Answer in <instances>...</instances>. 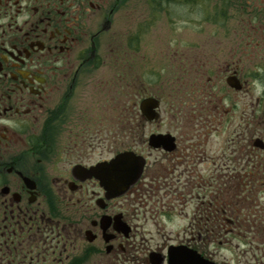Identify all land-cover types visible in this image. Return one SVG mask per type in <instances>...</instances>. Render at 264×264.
Listing matches in <instances>:
<instances>
[{
  "label": "flooded vegetation",
  "instance_id": "af4514ba",
  "mask_svg": "<svg viewBox=\"0 0 264 264\" xmlns=\"http://www.w3.org/2000/svg\"><path fill=\"white\" fill-rule=\"evenodd\" d=\"M159 20L193 75L147 93ZM111 116L129 145L156 127L115 197L92 172L125 144L100 157ZM0 264H264V0H0Z\"/></svg>",
  "mask_w": 264,
  "mask_h": 264
},
{
  "label": "rangeland",
  "instance_id": "374dc122",
  "mask_svg": "<svg viewBox=\"0 0 264 264\" xmlns=\"http://www.w3.org/2000/svg\"><path fill=\"white\" fill-rule=\"evenodd\" d=\"M143 13V12H142ZM145 17V14L143 15V17L141 19H143ZM145 19V18H144ZM166 21L165 20H159L154 26L153 28L154 31L152 32V36L149 37V42L148 43H153L155 44L148 46V50L146 52V57L141 58L145 61V68L148 71V76H149V80L148 83H145L144 85L146 86V92L147 93H157V84L154 82V80H156V77H159V75H163L162 78L164 77L165 82H169L171 80V78L174 76H179L181 77V79H186L189 80L190 77L193 75L192 73H190V65H189V61L186 60H191L193 61L194 58H190L189 53H192L188 50L185 49H181L180 50V58L181 61H178V58L174 56V52L173 49L172 50H162L160 48V46L157 44V40H160L159 38H161L162 40L159 41V43L163 44V46H167V44L172 43V31L170 29H167L166 26ZM211 27L214 28L213 25H211ZM190 31H186L183 30L181 33V39L183 40V42L186 43H191V40L193 39H197V40H204L205 38H203L206 35V30L200 33H197V35L194 33H190ZM194 42V41H192ZM212 42H213V38H212ZM213 45V44H212ZM198 53H204L205 51L203 49V47L200 48H196ZM138 58H140L139 55H137ZM199 59V58H197ZM179 66V67H176ZM135 70V69H134ZM137 74H139V71L137 72ZM133 79V94H134V98L137 97L135 95L141 96L142 94H140L138 91L140 90L142 83L140 82V80L138 78H135V74L132 77ZM138 90V91H137ZM169 91V90H168ZM184 92V91H183ZM93 96L95 98L91 100H84L86 103L89 102H97V93L94 91L93 92ZM143 96H145V94H143ZM99 97H101V102L107 104V100L102 96L99 95ZM138 99V98H136ZM179 102H182L181 99H178ZM171 103V100H166V103ZM180 104V103H179ZM108 106V105H106ZM178 106V105H177ZM184 105H182L183 107ZM167 109L171 107V105L166 104ZM178 108V107H176ZM175 113L178 115L176 109H174ZM168 113L171 114V112L169 111ZM173 113V112H172ZM169 117V116H168ZM176 118L178 119V117L176 116ZM112 120L108 121V129H112L111 132L109 131H105L104 129L100 130V138H101V146L99 147V151H100V157L101 158H109L110 156H112L113 152H111V148L107 146L108 144V140L109 139H118V141H121L122 143H125L124 146H117V152L120 150H124V149H133V150H138L140 149L139 144L143 139L144 134L146 133H150L152 131H155L156 127L151 125V124H147L145 125V128L141 126L138 128L137 125L135 126V124H133V128L135 129H139L135 132H132V140H131V144L129 145L128 142H126L125 139V132L123 129H119V126L117 123L114 122V116H111ZM166 122L168 123V120H166ZM174 123V122H173ZM144 124V123H143ZM113 125V126H112ZM112 126V127H110ZM107 130V129H106ZM109 132V133H108ZM104 139H106L107 141L105 142ZM140 152V150H138ZM146 230H148V228L146 227ZM147 236H157L156 233H154V231L152 230L150 233H147Z\"/></svg>",
  "mask_w": 264,
  "mask_h": 264
},
{
  "label": "water",
  "instance_id": "95a60500",
  "mask_svg": "<svg viewBox=\"0 0 264 264\" xmlns=\"http://www.w3.org/2000/svg\"><path fill=\"white\" fill-rule=\"evenodd\" d=\"M159 101L153 97H147L141 101L140 108L149 120L158 118L156 108ZM173 138L169 135L152 134L150 145L157 147L163 145L171 148ZM145 159L134 151L126 150L119 152L110 161L97 164L92 172L97 175L102 186L110 196L123 194L127 188L134 183L141 175Z\"/></svg>",
  "mask_w": 264,
  "mask_h": 264
},
{
  "label": "trees",
  "instance_id": "16d2710c",
  "mask_svg": "<svg viewBox=\"0 0 264 264\" xmlns=\"http://www.w3.org/2000/svg\"><path fill=\"white\" fill-rule=\"evenodd\" d=\"M133 117H134L133 122H134L135 124H140V123H141L140 120H137V119H136V116H135V115H133ZM133 132H135V129H134Z\"/></svg>",
  "mask_w": 264,
  "mask_h": 264
}]
</instances>
